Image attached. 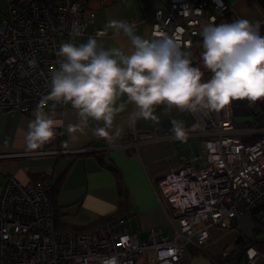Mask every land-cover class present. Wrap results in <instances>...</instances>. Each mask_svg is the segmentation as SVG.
Returning a JSON list of instances; mask_svg holds the SVG:
<instances>
[{
	"label": "built area",
	"instance_id": "obj_1",
	"mask_svg": "<svg viewBox=\"0 0 264 264\" xmlns=\"http://www.w3.org/2000/svg\"><path fill=\"white\" fill-rule=\"evenodd\" d=\"M168 3L167 14L159 10L146 17L148 37L166 33L180 40L188 52L202 38L199 33L204 26L213 20L221 23L231 11L226 0ZM95 17L89 0H7L0 19V115L34 110L50 90L60 44L76 43ZM123 20L136 30L140 25L134 18ZM74 25L79 26V36L73 35ZM105 33L97 29L93 34ZM190 114L193 122L187 130L200 139L203 151L192 162L183 158L178 170L159 181L156 192L173 228L171 234L152 227L143 240L129 230V220L88 233L57 232L49 180L22 184L7 174L0 188V264H103L112 256L118 264H188V247L206 245L211 226L232 228L250 213L264 227V128L239 130L232 105L219 112ZM137 139L135 133L136 144ZM157 139L161 137L142 138ZM127 146L115 141L109 147L123 150ZM258 232L264 237V231ZM228 256L229 252L222 254L224 259ZM259 262L264 263V252L249 247L245 264Z\"/></svg>",
	"mask_w": 264,
	"mask_h": 264
},
{
	"label": "clouds",
	"instance_id": "obj_2",
	"mask_svg": "<svg viewBox=\"0 0 264 264\" xmlns=\"http://www.w3.org/2000/svg\"><path fill=\"white\" fill-rule=\"evenodd\" d=\"M109 29L116 36L126 37L127 45L106 48L95 36L80 44L71 40L60 44L50 90L34 108L27 130L18 129L27 152L41 150L65 128L59 118L64 113L58 111L63 106H70L78 118L77 123L66 126L69 140L63 147L67 149L89 131L110 143L119 139L123 129L114 128V121L128 105L134 106L128 114L129 126H134L141 119L158 124L154 113L160 106L169 112L202 113L222 111L234 101L249 105L264 102L260 21L240 18L217 24L213 20L204 26L199 33L204 70L193 66L185 45L166 33L142 36L134 24L117 19L107 22L105 32ZM73 35H80L79 26H73ZM206 72L210 74L207 78ZM171 125L175 139L185 141L188 133L184 121L172 119ZM8 143L5 139L3 147ZM254 254L250 249L249 255ZM103 264H118L117 257L107 258Z\"/></svg>",
	"mask_w": 264,
	"mask_h": 264
},
{
	"label": "crops",
	"instance_id": "obj_3",
	"mask_svg": "<svg viewBox=\"0 0 264 264\" xmlns=\"http://www.w3.org/2000/svg\"><path fill=\"white\" fill-rule=\"evenodd\" d=\"M226 1L230 4L231 11L222 18V22L240 18L253 22L260 21L261 34L264 35V0ZM6 6L7 0H0V19ZM89 6L96 15L95 21L89 26L87 34L77 38L76 43L86 42L90 36H95L106 48L127 45V38L122 35L116 36L111 29L102 36L93 34L97 29L105 31V25L109 20L134 18L140 23L137 33L148 37L149 26L146 17L159 10L164 14L169 12L168 0H89ZM123 99L126 100V97ZM231 105L235 121L254 129L264 128V102L249 105L246 101H234ZM161 107L154 113L159 117L158 124L141 119L134 126H129L128 114L134 110V106L128 105L114 121V128L123 129L119 139L110 143L93 137L89 131L67 149L63 147V143L69 140L66 126L69 123H77L78 118L70 107L59 108L58 111L64 113L59 118L64 120L65 128L58 130L57 138L53 142L32 153L25 150L23 138L18 136V129L27 130L29 120L34 118L33 110L29 113L1 114L0 188L7 174L22 184L46 178L52 184V193L56 196L58 208L57 220L55 219L56 231L76 233L97 231L104 226L94 228V224L117 212L119 193L116 178L111 171L101 166L95 156H79L77 154L80 153L76 151H103L104 161L114 165L121 172L129 190L131 199L129 230L138 232L143 240L146 238V230L152 227H158L165 234H171L173 228L156 194L158 183L165 176L178 170L184 163L183 158L194 161V157L202 153L203 145L200 139L191 136L188 130L187 138L183 142L175 139L170 131L172 119L183 120L187 129L193 122L189 112L175 109L169 112L164 106ZM135 133L138 138L137 144ZM143 135H154L161 139L143 141ZM5 139L9 141L7 148L3 147ZM115 141L128 146L123 150L110 148ZM254 226L255 221L252 224V231ZM217 227L209 228L211 240L206 245L201 248L188 247L186 253L188 264H191L190 257L197 255L199 250L205 251L211 258L204 259L207 264L223 260L219 255L224 253L227 242H222L224 236L215 229ZM232 228L238 229V223ZM252 238L253 234L243 237V241ZM263 238V235L256 236V239ZM239 244L235 243L232 251H235Z\"/></svg>",
	"mask_w": 264,
	"mask_h": 264
},
{
	"label": "trees",
	"instance_id": "obj_4",
	"mask_svg": "<svg viewBox=\"0 0 264 264\" xmlns=\"http://www.w3.org/2000/svg\"><path fill=\"white\" fill-rule=\"evenodd\" d=\"M202 38H199L195 41L194 47L189 51L191 53V59L193 61V66H201L202 68V61L200 60V53L202 51L201 48ZM202 70H204L202 68ZM206 78L210 76L209 73H205ZM162 108L161 106L157 109ZM156 109V110H157ZM254 140V138H253ZM103 151L100 152H86V153H80L77 154L79 156H95L101 166L109 171H111L116 178V183L118 187V193H119V205L117 212L114 215L107 216L94 224L95 227H102L105 225H108L110 223L119 221V220H128L129 212L131 210V199L129 190L125 184L124 178L121 175V172L112 164L107 163L104 161L102 155ZM53 191V190H52ZM52 198V206H53V212L54 217L57 220V206H56V196L55 194H51ZM235 227V226H234ZM259 231L258 233L264 231V227H259L257 223H255L253 232V238L248 241H243L241 244H239L235 251H232L229 253V256L227 258H223V260L220 262V264H245V258H246V251L249 247H255L258 251L264 252V240L262 239H256L255 232Z\"/></svg>",
	"mask_w": 264,
	"mask_h": 264
},
{
	"label": "rangeland",
	"instance_id": "obj_5",
	"mask_svg": "<svg viewBox=\"0 0 264 264\" xmlns=\"http://www.w3.org/2000/svg\"><path fill=\"white\" fill-rule=\"evenodd\" d=\"M240 125L239 130L248 129L249 131H253L254 127H248L247 125H243L241 123H238ZM175 219V218H174ZM255 221L254 217L250 213L243 214L238 219V226L239 228H228L223 229L219 226L215 229L219 232L221 236H224V239L222 240L223 243L227 242V247L224 249V252H231L234 249L235 243L237 242L238 238L240 236L248 237L252 234L254 235V232L252 231V224ZM219 256H222L221 254ZM204 259H211L208 255H206L205 251H198V254L195 256L190 257L191 264H207L208 262H204ZM221 261L217 262L214 261V264H220Z\"/></svg>",
	"mask_w": 264,
	"mask_h": 264
},
{
	"label": "water",
	"instance_id": "obj_6",
	"mask_svg": "<svg viewBox=\"0 0 264 264\" xmlns=\"http://www.w3.org/2000/svg\"><path fill=\"white\" fill-rule=\"evenodd\" d=\"M242 241H243V237H242V236H240V237L238 238V240H237L236 244H239V243H241Z\"/></svg>",
	"mask_w": 264,
	"mask_h": 264
}]
</instances>
